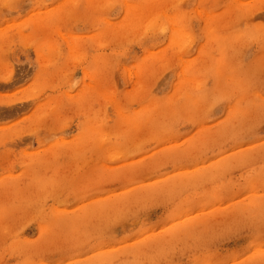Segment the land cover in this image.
<instances>
[{"label":"rangeland","instance_id":"374dc122","mask_svg":"<svg viewBox=\"0 0 264 264\" xmlns=\"http://www.w3.org/2000/svg\"><path fill=\"white\" fill-rule=\"evenodd\" d=\"M249 55L264 68V0H0V264H226L248 244L246 264H264L259 83L244 123L217 119L215 89ZM233 182L253 194L225 204ZM92 184L109 198L82 203L72 185ZM188 200L207 211L175 221ZM162 216L168 231L104 247Z\"/></svg>","mask_w":264,"mask_h":264},{"label":"snow or ice","instance_id":"6c2138e0","mask_svg":"<svg viewBox=\"0 0 264 264\" xmlns=\"http://www.w3.org/2000/svg\"><path fill=\"white\" fill-rule=\"evenodd\" d=\"M154 26L155 19L150 20L145 26V32L152 30ZM239 31H243V29L241 28ZM213 59L215 60L216 57H213ZM257 82L259 83L261 90L260 97L256 102L258 105L259 113L258 119L261 125V129L262 131H264V68L257 69L252 63L251 55L241 60L235 68L231 69L228 72H225L220 86L215 89L220 93V97L222 99L218 102H221L223 104L225 112L222 117H218L217 119L220 121L227 120L231 118L232 112L233 110H235L237 118L240 119L242 123H244L247 119L248 113L252 110V106L251 103H249L248 105L243 104L242 97L245 95V93L252 91ZM190 110L192 111L193 120L197 121L196 127H201L202 123H200L199 121H201L202 118L200 117V114L195 109ZM177 112H180L179 106L177 107ZM254 126V124L250 125L247 129V132H251ZM192 131L195 132L196 129L194 128ZM243 138V136H238L235 138V140L239 141ZM180 143H182V138L177 140H163L156 146L155 149L149 148L147 149V152L153 153L155 151H162L169 148L173 144ZM247 144L253 145L254 142L247 141ZM236 146L240 151H243L246 147V145L243 143H237ZM233 151L234 150L232 148H225V151L221 152L220 156L221 158H223L225 154L231 155ZM144 154V152H141V156H143ZM180 159H182V157L177 154V156L174 158V162H179ZM213 161H215V158H213ZM120 163H124V161H121ZM204 167H208L207 161L204 162ZM136 171L139 172L140 170L137 169ZM135 183H139V181H135ZM126 187L131 190L132 186L126 185ZM72 190L76 192L77 196H84V200L82 201V203L94 201L97 196L109 198L108 193L96 184L89 185L85 188H80L77 185H72ZM252 194L253 190L250 184L233 182L227 187L221 189L219 192H216L215 196L222 199L225 204H228L230 201L240 202L241 200H247ZM196 203L197 202L194 200H188L186 203L179 204H175V202H172V204H169V208L171 210L169 212V215L173 216L175 221L184 222L185 217L191 218L194 215H199L202 211H207V208L201 209L199 207H195L194 205ZM261 203L262 206H264V190L261 191ZM173 204H175L174 207ZM208 207H212V205H209ZM173 223V219L162 216L161 220L157 222V226L155 228H150L145 232H141L139 236H130L127 239H116L112 236L111 233H108L106 239H112L114 240V243L106 244L104 245V247H106L108 250H114L115 248H117V246L121 248L127 247L129 245L134 246L140 241L142 237H147L149 234H157L168 231ZM247 230H249L248 225H242L237 230V234H240L241 232ZM260 232L262 237L260 247L262 250H264V215H262L261 218ZM254 249V244L243 246L242 249L237 250V254L235 255L234 259L228 260L226 264H246V261L252 255Z\"/></svg>","mask_w":264,"mask_h":264},{"label":"bare ground","instance_id":"6f19581e","mask_svg":"<svg viewBox=\"0 0 264 264\" xmlns=\"http://www.w3.org/2000/svg\"><path fill=\"white\" fill-rule=\"evenodd\" d=\"M130 9H131V8H130ZM125 11H127V10H125ZM128 11H129V10H128ZM41 15H42L41 13H38V12H37L36 14H34V15L32 16V20H31V21H34V22H35V21H38V22H40V23L42 24V19L39 18V16H41ZM38 22H37V24H38ZM48 23H49V22H48ZM43 24L46 25V26L43 25V26H45V27L49 26V25L46 24L45 22H44ZM41 26H42V25H41ZM29 29H30V28H29ZM52 31H53V30H52ZM35 48H36V47H35ZM38 50H39V49H38ZM40 50H41V48H40ZM42 50H43V48H42ZM46 50H47V49H46ZM50 54H51V53H49V55H50ZM173 145H178V146H179V144H173ZM234 146H235V145H234ZM246 146H247V145H246ZM171 147H172V146H170L169 148H171ZM173 147H174V146H173ZM177 148H178V147H177ZM245 148H246V147H245ZM170 150H172V148H171ZM238 155H239V154H238ZM246 155H247V154H246ZM239 156H240V155H239ZM239 156H237V157H238V158H241V157H239ZM247 156H248V155H247ZM250 156H251V155H249L248 159H250ZM233 157H234V156H233ZM237 157H236V158H237ZM232 159L235 160V158H231V160H232ZM241 159H243V158H241ZM236 160H237V162H238V159H236ZM232 161H233V160H232ZM237 162H236V163H237ZM233 163H234V162H233ZM138 164H139V163H138ZM138 164H137V166H138ZM198 166H199V165H198ZM201 166H204V165H201ZM222 166H223V165H222ZM230 166H231V165H230ZM200 173H202V171H200ZM140 190H141V188H140ZM213 192H214V191H213ZM216 192H217V191H216ZM110 198H111V197H110ZM251 202H252V200H251ZM251 202H250V203H251ZM253 202H254V201H253ZM243 203H244V202H243ZM247 203H249V202H247ZM45 216H46V215H45ZM50 216H55V217H56L57 215H56V214H55V215L52 214V215H50ZM194 218H195V217H194ZM64 219H65V218H64ZM49 220H50V219H49ZM187 220H188V219H187ZM190 220H191V219H190ZM46 223H47V222H46ZM180 223H181V222H180ZM179 225H180V224H179ZM150 237H151V236H150ZM146 238H147V237H146ZM144 239H145V238H144ZM149 239H150V238H149ZM149 239L147 238V240H149ZM147 240H146V241H147ZM255 252H256V251H255ZM258 252H259V251H258ZM258 252H257V253H258ZM101 257H103V253H98V254L96 255L95 258H97L98 260H100ZM91 260H92V259H91Z\"/></svg>","mask_w":264,"mask_h":264}]
</instances>
